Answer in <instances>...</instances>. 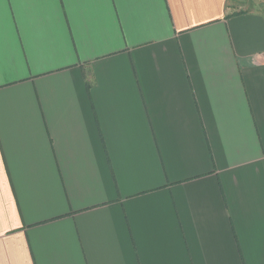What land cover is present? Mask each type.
Returning <instances> with one entry per match:
<instances>
[{"label":"crops","instance_id":"0c3cea01","mask_svg":"<svg viewBox=\"0 0 264 264\" xmlns=\"http://www.w3.org/2000/svg\"><path fill=\"white\" fill-rule=\"evenodd\" d=\"M0 264H264V0H0Z\"/></svg>","mask_w":264,"mask_h":264}]
</instances>
